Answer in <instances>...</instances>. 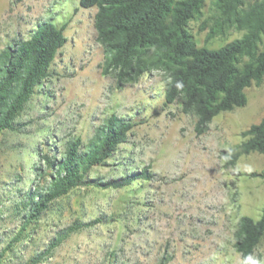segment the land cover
<instances>
[{
	"label": "rangeland",
	"instance_id": "1",
	"mask_svg": "<svg viewBox=\"0 0 264 264\" xmlns=\"http://www.w3.org/2000/svg\"><path fill=\"white\" fill-rule=\"evenodd\" d=\"M95 10L80 7L79 0H0V47L14 36L27 38L44 19L64 24L66 37L14 129L0 134V264H253L234 248V232L241 215L257 218L264 207V179L252 174L264 169V153L241 155L226 166L220 152L264 115V79L245 89L244 106L217 114L197 134L196 117L182 112L179 102L163 105L161 71L122 87L103 71ZM217 17L213 0H206L189 22L198 46L217 48L241 35L238 24L215 26ZM110 113L135 125L107 165L94 169L91 176L100 184L57 199L12 241L23 222L19 202L37 187L40 155L60 149L69 137L85 142ZM118 161L124 165L115 171ZM144 168L147 179L102 184ZM76 222L79 229L49 248ZM253 256L262 264L264 235Z\"/></svg>",
	"mask_w": 264,
	"mask_h": 264
},
{
	"label": "trees",
	"instance_id": "2",
	"mask_svg": "<svg viewBox=\"0 0 264 264\" xmlns=\"http://www.w3.org/2000/svg\"><path fill=\"white\" fill-rule=\"evenodd\" d=\"M205 1L79 0L82 8H96L94 28L105 53L103 71L115 76L118 87L135 83L153 70L161 71L166 80L163 105L179 102L182 112L196 117L197 134L205 132L217 114L244 106L245 89L264 79V0H213L218 11L215 26L226 22L243 29L240 36L217 48L198 46L189 30V22L200 15ZM64 27L44 19L27 38L14 36L0 47V134L14 129L36 87L49 76L66 40ZM134 125L130 118L110 113L85 142L80 136L69 137L60 149L42 153L41 165L34 167L37 187L29 188L19 202L23 222L12 241L57 199L75 188L99 185L91 176L94 169L107 165ZM240 136L237 144L220 152L226 166L234 165L241 155L264 153V115ZM113 165L117 171L124 163ZM252 174L264 179V169ZM149 177L146 168L125 170L102 184L122 187ZM80 226L76 222L64 227L49 248ZM234 235L233 245L241 259L258 264L253 255L264 235V207L257 218L241 215Z\"/></svg>",
	"mask_w": 264,
	"mask_h": 264
}]
</instances>
